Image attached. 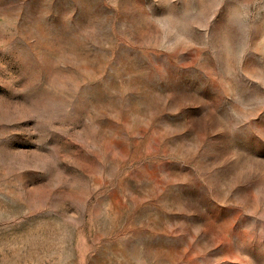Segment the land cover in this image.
<instances>
[{
  "label": "rangeland",
  "instance_id": "rangeland-1",
  "mask_svg": "<svg viewBox=\"0 0 264 264\" xmlns=\"http://www.w3.org/2000/svg\"><path fill=\"white\" fill-rule=\"evenodd\" d=\"M0 264H264V0H0Z\"/></svg>",
  "mask_w": 264,
  "mask_h": 264
}]
</instances>
